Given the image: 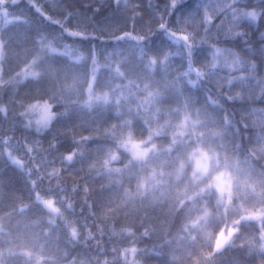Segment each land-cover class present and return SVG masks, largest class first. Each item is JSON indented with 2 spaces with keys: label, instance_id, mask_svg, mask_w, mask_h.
<instances>
[{
  "label": "snow or ice",
  "instance_id": "snow-or-ice-1",
  "mask_svg": "<svg viewBox=\"0 0 264 264\" xmlns=\"http://www.w3.org/2000/svg\"><path fill=\"white\" fill-rule=\"evenodd\" d=\"M0 264H264V0H0Z\"/></svg>",
  "mask_w": 264,
  "mask_h": 264
}]
</instances>
